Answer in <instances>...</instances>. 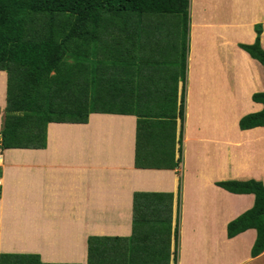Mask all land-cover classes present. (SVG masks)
Segmentation results:
<instances>
[{
  "label": "crops",
  "instance_id": "obj_1",
  "mask_svg": "<svg viewBox=\"0 0 264 264\" xmlns=\"http://www.w3.org/2000/svg\"><path fill=\"white\" fill-rule=\"evenodd\" d=\"M257 27L264 49V0H191L187 68L183 27L153 24L145 40L136 42L130 65L123 66L121 53L110 70H124L119 76L128 77L134 98L149 90L150 99L161 104L155 113L177 115L185 93L184 157L175 169L136 166L134 113L50 123L46 148L0 147V254L87 264L89 237L132 235L134 193L143 192L173 194V228L178 215L180 221L178 264H264V252L251 255L255 229L227 236L228 224L254 206L255 196L217 185L264 184V127L239 125L264 108L253 99L264 93V65L241 48L256 41ZM91 60L99 58L89 52ZM7 82V71L0 70L5 111ZM180 130L178 119L176 158ZM175 247L173 231L172 253Z\"/></svg>",
  "mask_w": 264,
  "mask_h": 264
},
{
  "label": "trees",
  "instance_id": "obj_2",
  "mask_svg": "<svg viewBox=\"0 0 264 264\" xmlns=\"http://www.w3.org/2000/svg\"><path fill=\"white\" fill-rule=\"evenodd\" d=\"M190 2L0 0V70L7 71L8 75L1 148H46L50 123L84 124L92 113H134L138 117L136 166L179 167L184 157L185 93L177 115L155 113L161 104L150 99L149 90L134 98L128 77L119 76L125 75L123 68L121 74L110 70L121 61V53H125L123 66L130 65L136 42L145 40L143 35L153 24L183 27L187 68ZM256 31V41L241 48L264 65L261 27ZM89 52L99 61L88 62ZM98 53L102 56L98 57ZM253 99L264 105V93L255 94ZM4 113L3 101L2 116ZM178 119L181 130L176 158ZM239 125L242 130L264 127V108L242 117ZM217 185L231 193L255 196L254 206L228 224L227 236L231 239L255 229L257 238L251 255H261L264 252V184L257 180H229ZM172 197L173 194L167 193L135 192L132 235L90 237L87 264H171L172 260L178 264L180 221L178 215L173 228ZM173 231L176 247L172 253ZM0 264L71 263H46L38 254L2 253Z\"/></svg>",
  "mask_w": 264,
  "mask_h": 264
},
{
  "label": "rangeland",
  "instance_id": "obj_3",
  "mask_svg": "<svg viewBox=\"0 0 264 264\" xmlns=\"http://www.w3.org/2000/svg\"><path fill=\"white\" fill-rule=\"evenodd\" d=\"M181 33V32H180ZM262 45V44H261ZM4 100V102H5V99H3ZM1 104H3V102L2 103H0V121H1V118H2V106H1ZM6 112V111H5ZM6 115V113H4V116ZM5 120V119H4ZM2 140V139H1ZM1 147V146H0ZM2 149V148H1ZM4 150V149H3ZM6 150V149H5ZM90 238V237H89ZM89 240V239H88Z\"/></svg>",
  "mask_w": 264,
  "mask_h": 264
}]
</instances>
